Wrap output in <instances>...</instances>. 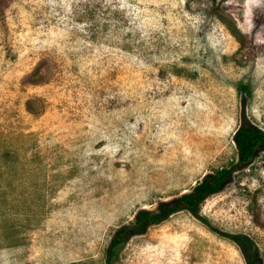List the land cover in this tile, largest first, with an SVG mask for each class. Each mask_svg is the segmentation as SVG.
<instances>
[{"label": "rangeland", "instance_id": "1", "mask_svg": "<svg viewBox=\"0 0 264 264\" xmlns=\"http://www.w3.org/2000/svg\"><path fill=\"white\" fill-rule=\"evenodd\" d=\"M85 1L15 0L5 13L0 264H107L123 225L114 264H245L238 234L264 263V143L249 164L234 146L237 129L264 130V0H229L243 48L185 0H119L128 27L98 14L90 38ZM41 57L45 83L31 86ZM223 166L232 176L199 215L133 227Z\"/></svg>", "mask_w": 264, "mask_h": 264}, {"label": "trees", "instance_id": "2", "mask_svg": "<svg viewBox=\"0 0 264 264\" xmlns=\"http://www.w3.org/2000/svg\"><path fill=\"white\" fill-rule=\"evenodd\" d=\"M15 0H0V32L8 30L10 23L6 20V10ZM197 2L202 4L200 9H192L191 3ZM83 8L80 9L83 15L82 22L84 25V31L90 38H96L99 26L95 24V18L100 17L98 14H106L110 20L118 23V26L123 28L128 27L130 24V18L126 5H120L119 0H86ZM231 5L229 0H185L183 5L184 10L190 14H198L203 16L206 21L210 23L221 24L225 27L228 34L239 44V47L243 48L246 43V37L243 35L239 27L234 21L231 13ZM92 23V26H88ZM103 27L100 25V28ZM254 36V30L250 31V39ZM140 39L141 34L137 36ZM138 44L140 40H136ZM0 47H4V50L8 53L14 52V49L9 40L0 39ZM46 63L43 57L32 65L30 73L34 81H31V86H38L44 84L43 81L44 69ZM177 70L178 67H174ZM171 72V71H170ZM168 74V71L165 72ZM243 88L246 89V86ZM25 109L29 112L32 111V105L29 101L24 104ZM264 143V130H259L256 133H250L241 128L237 129L234 135V146L239 159L240 164H249L253 158L258 147ZM6 163L8 161H0V163ZM1 166V164H0ZM233 166H223L215 170L212 174L205 176L201 181L197 182L188 193L182 194L172 204L163 206L159 211L154 213H148L146 211H139L135 215L134 226H153L163 223L172 216L184 210H192L198 214L200 205L209 196L216 194L220 191L222 185L228 181L233 173ZM3 174L0 173V177ZM202 220V218L200 217ZM258 224L264 228V222L259 221ZM132 227L130 225H123L115 232L109 241V244L105 251L106 263L114 264L119 259V254L128 238V233ZM232 239L237 243L241 249L245 264H264L259 258L258 245L247 235L238 234L231 235ZM69 264H90L83 261H72Z\"/></svg>", "mask_w": 264, "mask_h": 264}]
</instances>
